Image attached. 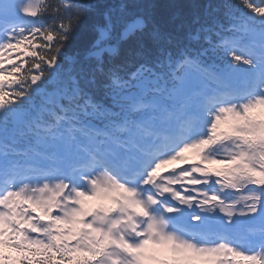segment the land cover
Returning a JSON list of instances; mask_svg holds the SVG:
<instances>
[{"label":"snow or ice","instance_id":"6c2138e0","mask_svg":"<svg viewBox=\"0 0 264 264\" xmlns=\"http://www.w3.org/2000/svg\"><path fill=\"white\" fill-rule=\"evenodd\" d=\"M213 11L0 0V264H264V0Z\"/></svg>","mask_w":264,"mask_h":264},{"label":"trees","instance_id":"16d2710c","mask_svg":"<svg viewBox=\"0 0 264 264\" xmlns=\"http://www.w3.org/2000/svg\"><path fill=\"white\" fill-rule=\"evenodd\" d=\"M206 1L207 0H144L145 3L154 5L155 10L158 13L166 16L176 11H181L184 13L198 12L204 14L203 5ZM81 2H87V0H81ZM91 2L103 6L116 5L119 4L121 0H91ZM213 15L217 18L218 21L224 22V18L222 16L216 14ZM99 20L100 17L95 13L89 12L85 14L80 29L75 34L74 38L71 39L65 47V56L67 58L65 66L68 65V61L71 57H79L85 55V49L88 46L93 35L91 25L95 22H98ZM213 39L215 40L216 37L214 36ZM204 59L208 62H211V60H218L217 57L212 53H209L206 57H204ZM160 71H162V69H160Z\"/></svg>","mask_w":264,"mask_h":264}]
</instances>
